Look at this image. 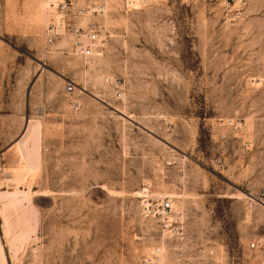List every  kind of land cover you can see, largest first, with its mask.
<instances>
[{"label": "rangeland", "instance_id": "1", "mask_svg": "<svg viewBox=\"0 0 264 264\" xmlns=\"http://www.w3.org/2000/svg\"><path fill=\"white\" fill-rule=\"evenodd\" d=\"M47 1L0 0V193L33 210L18 242L0 198L7 264H264V0H108L87 60Z\"/></svg>", "mask_w": 264, "mask_h": 264}, {"label": "built area", "instance_id": "2", "mask_svg": "<svg viewBox=\"0 0 264 264\" xmlns=\"http://www.w3.org/2000/svg\"><path fill=\"white\" fill-rule=\"evenodd\" d=\"M140 0H123L124 6L129 8ZM48 6L53 8L57 14L61 15V21L53 23L47 32L48 42L53 44L58 39L70 34L77 39L75 51L84 59L92 58L95 53L100 52L107 30L99 17L104 16L108 7V0H48ZM85 22V26H82ZM84 40V41H83ZM107 85L120 88L122 85L119 78L105 80ZM76 86L73 82H68L66 92L73 95ZM73 107L80 108L78 101L73 102ZM150 210L154 217L159 219L160 227L163 232L168 231L173 223V204L170 199H159L156 204H152ZM258 244L252 243L251 249H256ZM161 249H157L154 258L161 263ZM153 261V259H150Z\"/></svg>", "mask_w": 264, "mask_h": 264}, {"label": "bare ground", "instance_id": "3", "mask_svg": "<svg viewBox=\"0 0 264 264\" xmlns=\"http://www.w3.org/2000/svg\"><path fill=\"white\" fill-rule=\"evenodd\" d=\"M63 1V0H58ZM47 11L51 13V16H54V19L56 22L61 21V15L54 10L53 8H50L48 6V3L45 4ZM50 16V17H51ZM52 16V17H53ZM104 45V43L102 44ZM98 53V52H97ZM96 54V53H95ZM79 103V102H78ZM80 106V103H79ZM40 122H37L36 124H31V127H29L28 132L26 133V138L22 141L20 147L21 152L24 160L28 163V165L36 164L39 160V149H40V137H41V130L39 124ZM34 163V164H33ZM37 165V164H36ZM23 194V192H22ZM21 195V193L15 192V193H9L8 194H2L0 193V198H8L9 204L3 206L2 215L3 220L5 222V234L7 237L11 236L13 234L14 238L18 242H24L28 240L31 233V227L32 226V211L29 210V208H25L24 203L23 206L21 201H18V197ZM26 196H24L25 198ZM6 200V199H5ZM21 200V199H20ZM10 207L13 208L16 211V216H12L10 213ZM11 209V210H13ZM13 210V213H14ZM1 213V212H0ZM15 214V213H14ZM16 229V230H15ZM14 232V233H13ZM33 232V229H32ZM12 243V242H11ZM16 244V242H15ZM4 249L2 247L1 241H0V264H7Z\"/></svg>", "mask_w": 264, "mask_h": 264}]
</instances>
